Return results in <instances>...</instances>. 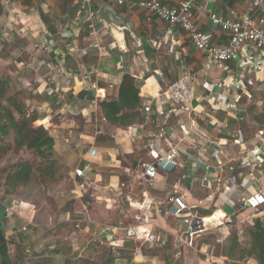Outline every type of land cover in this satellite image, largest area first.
<instances>
[{"label": "crops", "instance_id": "1", "mask_svg": "<svg viewBox=\"0 0 264 264\" xmlns=\"http://www.w3.org/2000/svg\"><path fill=\"white\" fill-rule=\"evenodd\" d=\"M180 1L161 0L171 6ZM104 2L130 23L135 38L125 31L126 51H120L105 29L101 39L110 47L108 54L80 56L76 50L86 44L87 28L85 11L78 0H0V52L8 46L15 57L6 61L3 68L20 82L21 89L40 97V113L35 122L53 136L55 157L64 168V182H67L66 186L63 182L53 190V206L45 204L41 212L22 218L13 215L10 209L4 213L5 218L13 215L21 223L18 229L12 221L4 224L6 239L9 234L45 226L46 232L50 230L47 238L37 239L55 247L56 254L63 253L60 248L72 254L88 248L80 256L84 258L95 242L108 247L93 238L100 223L106 222L92 220L91 233L87 234L75 229L69 220L81 210L73 193L77 184L84 182L96 194L94 200H89L90 217V213L96 215L102 211L121 215L125 213L124 202H128L133 211V222L128 225H134L142 216L140 204L150 203L148 221L163 229L161 245L118 239L115 250L108 247L113 253L131 250L136 262L132 264H240L243 260L228 255L230 232L236 230L239 241L245 245L246 229L255 218L264 220V207L253 211L242 202L252 191L264 194V119L250 117L246 107L249 101L241 103L239 91L252 84L253 77L264 81V72L245 73L238 78L239 58L229 63L232 74L219 67L204 70V54L195 49L180 27L149 15L141 7L115 0L95 5L96 12ZM230 10L257 17L248 0H195L190 17L213 43L222 44L227 36L220 28L211 30L209 14L215 12L227 18ZM66 31L72 36L67 37ZM9 42L13 45H6ZM44 44L50 45L49 52L44 51ZM61 54L65 56L64 66L57 61ZM259 54L264 56V49ZM32 58L38 59L36 69L19 68L21 61ZM125 73L139 83L143 116L128 127L113 126L103 117L99 103L116 98ZM48 77H53L54 82L47 80ZM183 77L193 88L194 98L183 111L169 110L163 92ZM57 84L62 89L50 91ZM98 90L102 95L92 105ZM215 95L218 100L214 99ZM151 140L156 141L160 152L176 145L179 156L173 170L156 173L141 187V165L148 161ZM257 146H261L260 164L247 184L248 169L241 167V161ZM90 148L96 149L95 156H90ZM84 164L89 165L85 172L81 170ZM232 178L234 189H231ZM175 193H182L193 210L205 216V222L215 223L196 237L191 247L182 248L177 257L173 255L175 221L164 214L167 196ZM212 212L215 213L210 215ZM26 223L27 229L21 231ZM144 226L149 227L147 223ZM143 247L156 248L162 253L168 249L169 258L164 255L168 263L163 257L147 254ZM245 260L256 262L253 258ZM114 261L123 264V259L114 258Z\"/></svg>", "mask_w": 264, "mask_h": 264}, {"label": "built area", "instance_id": "2", "mask_svg": "<svg viewBox=\"0 0 264 264\" xmlns=\"http://www.w3.org/2000/svg\"><path fill=\"white\" fill-rule=\"evenodd\" d=\"M108 0H78L85 11L84 22L87 28L86 44L77 49L76 52L80 56L89 53L97 55H106L109 52V45L105 44L101 37L105 33V27L96 20L95 5ZM118 3H127L128 5H136L143 8L146 12L161 19L170 25H177L185 31L190 39L192 45L198 51L202 52L205 57L203 64L204 70H210L213 67H219L227 74H232V68L229 63L236 58H239L236 73L238 78H242L245 73H260L264 72V56L259 54L264 49V0H248L250 9L257 13V17H251L250 13L237 14L234 10L229 11V16H223L210 12V28L214 31L220 28L227 36V41L222 44L213 43L210 37L193 22L190 17L192 6L195 0H182L178 5L171 6L161 2V0H146L135 2L133 0H115ZM67 37L72 34L65 33ZM44 51L49 52L51 47L49 44H44ZM62 66L65 65V56L60 55L57 59ZM38 59L32 58L29 61H21L19 68L21 70L29 68L34 70L38 67ZM84 74L82 75V77ZM85 77V76H84ZM47 80L54 82L53 77H48ZM94 84V83H92ZM25 86V85H24ZM94 86V85H93ZM217 86L216 88L220 87ZM239 87L237 83L234 85ZM61 86L57 84L53 86L50 91L57 92L61 90ZM216 90V89H215ZM102 95V94H101ZM99 90L96 93L95 99L91 102L96 105L100 96ZM163 96L168 101L169 110H184L189 107L194 98V91L191 86L187 84L186 77L171 83L163 92ZM218 100L217 95L214 96ZM218 105V104H216ZM148 110L147 107H145ZM261 152V146H257L250 151L249 157L241 161V167L247 168L246 177L253 179L256 167L260 164L258 154ZM90 156H95L97 151L95 148H90ZM148 161L141 165L140 185L146 186L158 172L166 173L173 170L177 165V157L179 156V149L176 145L171 146L166 151L160 152L155 140H151L148 144ZM88 164L82 165V171H87ZM206 169L209 167L206 166ZM206 181V176L203 178ZM246 184V185H247ZM236 188L235 179L232 178L231 189ZM73 198L80 204V209L76 216L69 218L75 229L82 231V233H89L92 223H94L88 213L89 200H94L96 194L90 191L85 186L84 182L78 183ZM243 205L253 211L264 207V194L261 191H252L246 197L242 198ZM133 205V203H131ZM15 210L5 207V213L10 209L12 214L17 217H23V211L20 208L18 200L13 202ZM150 203L145 202L140 204L142 216L139 222L134 225H111L100 223L93 238L97 239L101 245H107L111 250H115L118 239L121 241H138L142 243H149L151 245H161L163 239V229L148 221ZM212 212L210 215H213ZM165 217L174 220V247L173 255L179 256L180 250L184 247H191L194 240L199 235L207 232L215 226V223H208L204 221L205 216L199 215L193 210V206L187 203L182 193H175L168 195L166 198V205L164 207ZM223 218H225L223 216ZM147 223L149 227H145ZM27 229V223L22 226L21 231ZM91 233V232H90ZM240 264H258L257 262H249L248 260L241 261Z\"/></svg>", "mask_w": 264, "mask_h": 264}, {"label": "trees", "instance_id": "3", "mask_svg": "<svg viewBox=\"0 0 264 264\" xmlns=\"http://www.w3.org/2000/svg\"><path fill=\"white\" fill-rule=\"evenodd\" d=\"M14 83L10 76H0V190L7 195L18 191L27 195L32 184L46 188L59 183L64 175L55 157L53 136L43 125L34 124L39 115L27 110L26 94L23 89H13ZM139 93L137 80L125 73L116 98L100 101L103 117L113 126L132 125L143 116ZM11 157L16 159L8 162ZM3 217L0 214V249L8 251L10 241L5 237ZM245 234L247 241L242 245L237 231L230 232L228 255L264 264V220L255 218Z\"/></svg>", "mask_w": 264, "mask_h": 264}, {"label": "rangeland", "instance_id": "4", "mask_svg": "<svg viewBox=\"0 0 264 264\" xmlns=\"http://www.w3.org/2000/svg\"><path fill=\"white\" fill-rule=\"evenodd\" d=\"M14 43L18 45V38L14 36ZM6 45H13L12 42L6 43ZM11 47L8 48V46L2 48V51L0 52V76H9L6 74L4 70L5 62L9 61L11 58L12 60L15 58L10 53ZM20 58V57H19ZM21 59V58H20ZM11 60V61H12ZM16 60V59H15ZM13 79L15 77H12ZM15 80V79H14ZM253 83L247 84V87L243 91H239L240 94V102L248 103L246 104L247 111L250 114V117H256V118H262L264 119V81H261L255 77L252 78ZM16 83L13 84V89H21L20 82L18 80H15ZM12 89V90H13ZM27 101H26V107L28 111H35L37 113H40V110H38V102L41 100L38 95H34L32 93L27 92L24 90ZM39 111V112H38ZM35 125H41L38 122H34ZM16 157H11L8 162H11L12 160H15ZM3 163V162H1ZM63 167V166H62ZM63 175H64V168L62 169ZM65 176H63V179L53 186H48L46 188H42L39 186H35V184H32V187L27 190V195H24V191L18 193H14L13 195H7L2 190H0V214L2 216L4 215V207L7 206L12 210H15L16 207L13 206V202L15 200H18L20 203V208L23 211V217L35 213V212H41L44 205L47 206L50 205L53 206V197L51 196V193L53 190L61 183L64 182ZM64 185H67V182H64ZM63 185V186H64ZM67 190H69V185ZM124 209L125 213L121 215H116L115 213H106L105 211H102V213H98L96 215L92 213L91 218L94 221L98 222H106V223H122V225L126 226L128 224H132L133 217L132 213L133 211L130 210L131 208L128 205V202H124ZM128 212H127V211ZM42 219V218H41ZM16 218L15 216H11L9 218L4 217V224L9 223L12 221V223L15 225L16 229H18L20 226V220ZM48 228L45 226L40 227H32L31 229H27L25 233H12L8 235V241L10 243L8 244V256L10 258V261L12 264H116V262L113 260L114 258L123 259V264H132L136 263L132 259L131 250H118L117 252L111 251L108 247L100 246L95 242V244L90 245V249L87 252V255L84 258H80V256H84L85 250L82 249L81 253L78 254V251H76L75 254H72L71 251H67L66 248H60V250L63 252L62 254H56L55 247H49L46 240H42L47 238L48 234L50 233V230L46 232ZM41 237L42 239L38 240L37 238ZM93 243V242H92ZM80 250V249H79ZM84 250V251H83ZM143 250L147 254H156L160 257H163L166 259L169 255L167 254L168 249L165 250L163 253L161 251H157L156 248H150V247H143ZM166 257H165V256ZM65 256V257H64ZM76 257V258H75ZM169 258V257H168ZM168 259H166V262ZM168 263V262H167ZM179 264V263H177Z\"/></svg>", "mask_w": 264, "mask_h": 264}, {"label": "water", "instance_id": "5", "mask_svg": "<svg viewBox=\"0 0 264 264\" xmlns=\"http://www.w3.org/2000/svg\"><path fill=\"white\" fill-rule=\"evenodd\" d=\"M95 17L96 20L102 24L106 31L111 35L117 48L120 51H126L124 32H129L132 37L135 38L130 23L117 16L108 2H104L102 4L101 9L96 12ZM0 262L1 264H12L6 248L0 249Z\"/></svg>", "mask_w": 264, "mask_h": 264}, {"label": "bare ground", "instance_id": "6", "mask_svg": "<svg viewBox=\"0 0 264 264\" xmlns=\"http://www.w3.org/2000/svg\"><path fill=\"white\" fill-rule=\"evenodd\" d=\"M204 221H205V219H204Z\"/></svg>", "mask_w": 264, "mask_h": 264}]
</instances>
